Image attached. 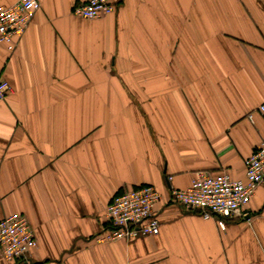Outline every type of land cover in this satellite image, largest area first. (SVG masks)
I'll return each instance as SVG.
<instances>
[{"label":"crops","instance_id":"0c3cea01","mask_svg":"<svg viewBox=\"0 0 264 264\" xmlns=\"http://www.w3.org/2000/svg\"><path fill=\"white\" fill-rule=\"evenodd\" d=\"M40 2L0 44V220L26 214L38 246L0 264H264V184L225 229L171 197L199 170L244 179L264 143V0H115L97 19ZM145 184L160 233L102 240L114 197Z\"/></svg>","mask_w":264,"mask_h":264},{"label":"built area","instance_id":"2783aa9c","mask_svg":"<svg viewBox=\"0 0 264 264\" xmlns=\"http://www.w3.org/2000/svg\"><path fill=\"white\" fill-rule=\"evenodd\" d=\"M40 0H20L11 6H0V44H6L14 53L19 40L26 33L37 11ZM116 10L115 0H78L73 12L84 18L97 19ZM11 84L0 79V100L11 93ZM264 113V102L258 107ZM253 119V115L249 116ZM264 184V143L260 144L246 161V177L237 179L229 172H196L187 188H172V201L205 218H215L226 228L228 218H249L247 207L257 189ZM161 192L150 184L125 191L114 197L107 207L109 227L101 235L104 241L157 235L161 222L155 208ZM38 239L29 217L14 213L0 220V249L8 260L29 263Z\"/></svg>","mask_w":264,"mask_h":264}]
</instances>
